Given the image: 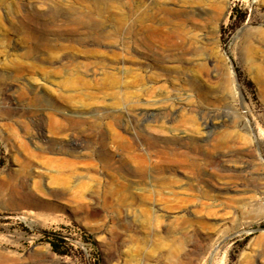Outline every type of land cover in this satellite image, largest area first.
Here are the masks:
<instances>
[{
    "label": "rangeland",
    "instance_id": "1",
    "mask_svg": "<svg viewBox=\"0 0 264 264\" xmlns=\"http://www.w3.org/2000/svg\"><path fill=\"white\" fill-rule=\"evenodd\" d=\"M0 264H264V0H0Z\"/></svg>",
    "mask_w": 264,
    "mask_h": 264
},
{
    "label": "bare ground",
    "instance_id": "2",
    "mask_svg": "<svg viewBox=\"0 0 264 264\" xmlns=\"http://www.w3.org/2000/svg\"><path fill=\"white\" fill-rule=\"evenodd\" d=\"M68 163H69V162H68ZM17 195H18V194H17ZM22 196H23V195H22ZM22 196H20V197H22ZM23 199H24V198H23ZM23 199H22V200H23ZM11 200H13V199H11ZM24 200H25V199H24ZM26 200H27V199H26ZM20 201H21V200H20ZM30 201H31V200H30ZM23 202H24V201H23ZM34 202H35V201H34ZM31 203H33V202H31ZM31 205H33V204H31Z\"/></svg>",
    "mask_w": 264,
    "mask_h": 264
},
{
    "label": "trees",
    "instance_id": "3",
    "mask_svg": "<svg viewBox=\"0 0 264 264\" xmlns=\"http://www.w3.org/2000/svg\"><path fill=\"white\" fill-rule=\"evenodd\" d=\"M52 249H53L54 251H56V250H55V246H53V248H52Z\"/></svg>",
    "mask_w": 264,
    "mask_h": 264
}]
</instances>
